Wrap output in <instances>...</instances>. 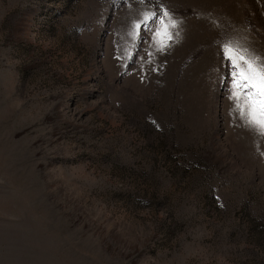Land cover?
<instances>
[{
  "label": "rangeland",
  "instance_id": "rangeland-1",
  "mask_svg": "<svg viewBox=\"0 0 264 264\" xmlns=\"http://www.w3.org/2000/svg\"><path fill=\"white\" fill-rule=\"evenodd\" d=\"M224 43L264 0H0V264H264Z\"/></svg>",
  "mask_w": 264,
  "mask_h": 264
},
{
  "label": "snow or ice",
  "instance_id": "snow-or-ice-1",
  "mask_svg": "<svg viewBox=\"0 0 264 264\" xmlns=\"http://www.w3.org/2000/svg\"><path fill=\"white\" fill-rule=\"evenodd\" d=\"M167 17L169 13L162 9V15L158 17L161 27L157 29V36L168 35ZM146 19H151V16ZM134 27L139 29L141 24L137 23ZM220 47L223 59L229 64V99L233 102V108L246 127L264 136V59L254 57L246 49L231 43H224Z\"/></svg>",
  "mask_w": 264,
  "mask_h": 264
}]
</instances>
